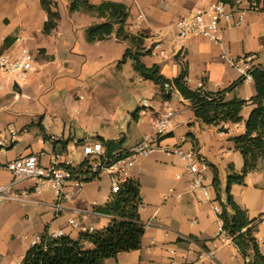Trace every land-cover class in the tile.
Segmentation results:
<instances>
[{
    "label": "crops",
    "instance_id": "obj_1",
    "mask_svg": "<svg viewBox=\"0 0 264 264\" xmlns=\"http://www.w3.org/2000/svg\"><path fill=\"white\" fill-rule=\"evenodd\" d=\"M56 1L61 19L51 34H45L43 28L48 16L41 0H0V50L7 37H15L14 43L5 51L15 52L20 46H26L37 61L35 70L24 79L16 80L12 74L0 69V140L6 143L0 149V184L13 179L11 172L4 168L5 163L38 154L41 164L47 165L61 152L56 141L69 139L67 149L74 147L73 140L80 139L71 135L66 112H62L64 96L75 88L76 98L84 101L81 88L90 91L107 89L108 81L102 76L107 77L108 73L113 76L112 64L128 46L127 41L115 36L89 43L86 28L103 19L83 11L71 12L69 0ZM89 1H117L128 5L131 13L127 29L133 33H145L147 49L160 39L168 48L172 44L175 50L170 57L161 58L153 53L143 56V61L148 66L158 64L161 73L171 79L179 76L186 66L192 88L202 85L209 91H218L229 87L243 75L229 59L241 60L245 54L255 56L251 65L264 66V8L262 12H248L242 26L225 27L220 43L204 35L188 38L183 63L177 58L178 47L170 26L215 0ZM139 8L145 12L149 23L142 29L135 26ZM112 42L123 46L116 57L107 47ZM133 71V84L136 80L144 81ZM154 85L155 94L142 99L137 118L130 113L118 123L117 111H106L97 137H124L123 148L130 149L152 131L158 117L173 110V130L161 138V144L165 147L194 146L204 157L207 163L204 173L212 201L205 200L201 191L191 190V177L177 155L158 150L140 157L129 170L128 178H135L141 184L144 204L140 216L146 225L142 247L107 259L105 264H245L233 240L220 235L221 223L215 210L219 200L213 184L212 166L219 172L224 199L229 166L233 165L237 172H241L244 166L243 155L231 138L245 133V120L254 105L247 104L241 112L243 121L227 124V131L223 132L217 126L198 121L189 101L179 91H175L170 100H163L159 87ZM255 94V83L251 79L227 92L226 98L250 100ZM144 101L149 105L146 108ZM82 106L90 108L85 102ZM50 116L55 117L52 123ZM15 122H21L22 126L17 128ZM53 125L62 131L61 136L51 129ZM188 133L193 135L188 136ZM81 156L83 158L82 151ZM245 182L232 185L231 193L252 218L262 219L256 237L264 254V169L250 172ZM111 187V177L101 174L86 182L79 191L69 186L66 190L68 196L62 201L63 210L57 213L54 208L56 196L50 188L37 189L34 180L19 182L15 188L22 194L21 199L0 202V264H21L27 250L46 229L50 232L62 230L64 235L77 238L81 232L106 227L112 217L95 209L108 202L113 194ZM70 219L77 225L71 224Z\"/></svg>",
    "mask_w": 264,
    "mask_h": 264
},
{
    "label": "trees",
    "instance_id": "obj_2",
    "mask_svg": "<svg viewBox=\"0 0 264 264\" xmlns=\"http://www.w3.org/2000/svg\"><path fill=\"white\" fill-rule=\"evenodd\" d=\"M41 4L48 16L43 32L51 34L61 19L59 5L56 0H41ZM69 10L71 12L83 11L102 18V22L94 23L86 28L87 41L94 43L110 39L112 36L127 41L128 46L120 64L130 60L133 69L139 76L159 87L160 97L163 100H170L173 93L179 91L189 101L195 118L201 123L217 126L220 131L226 132L227 124L243 121L241 112L247 104L254 105L245 120V133L231 138L235 148L243 155L242 171L237 172L233 165L229 166L224 199L221 196L219 172L215 166H212L214 170L213 184L221 206L219 217L223 221V230L233 238V242L245 259V264H264V254L261 252L256 237L258 225L262 219L252 218L249 211L242 207L231 193L232 185L245 184L246 176L250 172L264 169V66L253 65L249 71L256 88V94L250 100L227 99V92L245 81L244 75L227 88L209 91L204 86L192 88L189 85L186 66L179 76L172 79L161 73L158 64L148 66L142 58L153 54V49L145 47V38L147 37L145 33H133L127 29L131 12L125 3L117 1L92 3L89 0H69ZM15 40V37H7L0 52L8 49ZM166 84H169L170 89H166ZM138 112L139 109L132 113L134 118H137ZM192 135V133H188V136ZM97 140L105 146V155L102 159L129 154V149L123 148L124 137L106 139L103 136H98ZM69 141L68 139L55 142L60 146V153L68 150ZM90 165V160L84 159L77 166H73L74 177L85 175L83 179L86 182L98 177L99 172L90 174ZM143 204L140 181L135 178H127L121 183L120 190L113 193L105 205L97 206L95 209L97 212L112 217L106 227L81 232L77 238L70 235L53 237L51 232L46 229L27 250L21 264H105L107 259L117 258L121 253L138 250L142 247L146 231V225L140 216Z\"/></svg>",
    "mask_w": 264,
    "mask_h": 264
},
{
    "label": "built area",
    "instance_id": "obj_3",
    "mask_svg": "<svg viewBox=\"0 0 264 264\" xmlns=\"http://www.w3.org/2000/svg\"><path fill=\"white\" fill-rule=\"evenodd\" d=\"M244 2H246L245 7L243 6ZM263 8L264 0H215L208 7L197 9L193 14L177 20L170 26L173 40L178 47L176 51L177 58L183 63L185 62L184 59L187 55L185 41L191 36L204 35L212 41L220 43L225 27L242 26L248 12H262ZM148 24L145 12L139 8L135 26L142 29L144 25ZM152 49L153 53L161 58H166L169 55V51L163 46L160 39L153 43ZM224 57L226 58V56ZM254 57L253 55L245 54L241 60L229 59V61L242 71L246 77L245 80H251L253 77L249 71L253 65L250 64V61ZM36 62V56L26 46H20L15 52H0V69L12 74L16 80L24 79L31 71L35 70ZM165 87L170 89L169 84H166ZM80 98L82 99L83 97ZM143 106L145 108L148 107V102L144 101ZM173 116V110H169L158 117L152 126V131L130 148L128 155L102 159L105 155V146L101 141L80 142L79 140H73V148L55 155L47 165L41 164L40 155L38 154H30L11 160L4 164V168L11 172L13 179L9 183L0 184V202L21 199L22 194L17 191L16 185L24 180H34L37 189L50 188L55 193L56 202L54 208L58 213L63 210L62 201L68 196L67 188L72 186L79 191L86 183L83 179L85 175L75 178L72 170V167L77 166L82 160H90V174L96 172H99V175L102 172L108 173L112 179V193H115L120 190L121 183L128 178L129 170L136 164L137 160L158 150L177 155L183 161L191 177V190L194 192L201 191L205 200L212 201L209 184L206 183L204 173L207 169L204 157L196 151L194 146L165 147L161 144V138L173 130L171 124ZM5 146L6 143L0 140V149ZM76 147H79L83 154L80 162L75 160L74 148ZM178 177L180 178L181 176L179 175ZM215 210L219 217L220 204L215 205ZM219 220L221 223L220 235L224 239L233 240L223 230V221L220 217ZM69 222L77 225L73 219H70ZM51 235L59 237L64 235V232L62 230L51 232ZM38 239L39 236L35 242Z\"/></svg>",
    "mask_w": 264,
    "mask_h": 264
},
{
    "label": "rangeland",
    "instance_id": "obj_4",
    "mask_svg": "<svg viewBox=\"0 0 264 264\" xmlns=\"http://www.w3.org/2000/svg\"><path fill=\"white\" fill-rule=\"evenodd\" d=\"M65 1V0H64ZM164 47L169 51L168 57H170L175 50L172 48V44L169 46L165 43ZM108 50L114 57L119 53L120 48L123 49L121 44L112 42L107 44ZM122 53L117 57V60L112 64L110 69L113 76L108 73V76H102V79H107V89L101 91L95 90L90 91L86 88H81L80 93L85 96V100H79L76 98V89L63 100L62 112H66L67 121L69 122V130L71 135L78 138L84 139L88 142L97 141L98 130L102 126L103 120L106 116V111L112 112L117 111L119 117L117 118L118 123L124 121V116L130 113H134L142 99L145 97H152L155 94V85L149 81L144 80L136 84L132 83L131 77L133 68L128 61L127 63H121ZM120 64V65H119ZM109 66V65H108ZM96 69V68H95ZM83 102L88 103L90 108L84 109ZM80 110H76V108ZM246 107V106H245ZM55 117H51V123ZM17 128L22 126L21 122H15ZM49 127V124L47 125ZM58 136L62 135V131L53 125L51 128ZM69 133V132H68ZM4 138V137H3ZM8 142V139H7ZM76 161L80 162L82 159L81 151L75 148ZM101 176H109L108 173L102 172Z\"/></svg>",
    "mask_w": 264,
    "mask_h": 264
}]
</instances>
